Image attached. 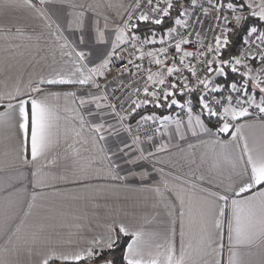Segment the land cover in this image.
<instances>
[{"label": "snow or ice", "instance_id": "snow-or-ice-1", "mask_svg": "<svg viewBox=\"0 0 264 264\" xmlns=\"http://www.w3.org/2000/svg\"><path fill=\"white\" fill-rule=\"evenodd\" d=\"M47 2L39 0L41 5ZM21 3L48 19L45 11L37 8L32 0H0V9L7 10ZM129 7L127 18L112 30L108 29L107 19L102 29L98 20L86 24L84 11L76 13L74 20L68 22L69 30L73 24L79 30L72 41L62 35L64 29L56 24L61 54L72 58L70 67L67 71L41 73L36 81H29L26 91L17 85L10 91L0 92V126L19 130L20 157L24 164L37 161L55 142L60 119L50 99L59 98L61 93L46 92L45 88L80 85L85 90L79 95L78 104L88 119L78 115L79 124L81 128L86 123L90 125L94 134L92 142L101 145L98 150L105 154L107 174L112 180L148 178L147 171L135 169L143 167L142 161L167 150V142L155 144L158 136L162 140L167 137L184 141L200 134H212L215 129L216 136L230 134L233 140L244 141L241 154L231 165L236 178L234 186L225 188L223 193H211L216 200L207 201L199 213L195 245L191 240L185 244L184 200L180 198L179 252L175 229L166 243L148 246L143 230L113 220L102 234L89 241L86 249L52 251L41 264H55L57 260L60 264L85 261L88 264H194L193 251L200 264H221L226 220L228 264H245L238 246L256 242L264 245V143L249 147L242 131L247 125L239 122L252 114L250 109L264 114V0H135ZM166 21L176 27L169 26L164 34L158 33L156 27ZM205 21H208L207 28ZM141 23L151 26L147 34L138 35ZM48 27L51 29L52 25ZM207 33H212L211 40ZM193 35L197 37L195 41ZM157 43L161 45L158 48L154 47ZM146 46L153 47L144 51ZM126 57L127 64L118 69L119 74L142 76L143 84L123 99L115 97L117 89H114L112 97L118 103H113L109 101L107 86L102 91L97 78L105 77L112 66L123 63ZM146 58L147 68L144 67ZM153 66L157 71H152ZM121 87L125 86L121 84ZM89 88H94L95 93L88 91ZM192 93H198L195 103ZM64 95L77 98L76 92ZM148 107L168 110L176 107L181 112L173 119L171 115L145 112ZM137 116L139 119H135ZM169 121L174 123V128L168 127ZM149 143L154 150H148ZM121 172L127 176L120 175ZM154 190L161 191L159 187ZM250 190L255 191L241 198V194ZM32 199L35 200V193ZM7 231L5 220L0 223V233L7 234ZM124 238L130 239L125 243Z\"/></svg>", "mask_w": 264, "mask_h": 264}, {"label": "crops", "instance_id": "crops-1", "mask_svg": "<svg viewBox=\"0 0 264 264\" xmlns=\"http://www.w3.org/2000/svg\"><path fill=\"white\" fill-rule=\"evenodd\" d=\"M32 2L45 11L48 19L22 3L0 9V92L10 91L17 85L26 91L29 81H36L41 73L67 71L72 58L61 54L56 24L64 29L62 35L72 41L79 30L74 24L69 30L68 22L74 20L76 13L84 11L86 24L98 20L103 29L107 19L108 29L112 30L127 18L129 6L135 0H48L44 5L39 0ZM104 78L99 77L97 81L101 90L107 86L110 94L112 83H103ZM84 90L80 85L45 88L46 92L61 93L59 98L50 99L60 119L55 142L33 163L24 164L20 157L19 130L0 126V223L6 220L8 229L7 234L0 233L3 264H41L52 251L86 249L89 241L102 234L113 220L143 230L148 246L166 243L175 229L179 252L180 198L184 200L185 244L191 240L195 245L199 213L207 201L216 200L211 193H223L225 188L234 186L236 178L231 165L241 154L244 141L233 140L230 134L216 136L215 129L212 134H200L184 141L156 137L155 144L167 142V150L142 161L143 167L135 169L147 171L148 178L112 180L107 174L105 154L98 150L101 145L92 142L94 134L90 125L86 123L81 128L79 124L78 115L88 119L78 104ZM87 90L95 93L94 88ZM71 92H76L77 98L64 95ZM262 115L252 112L239 121L247 125L242 131L249 147L264 143ZM168 127L175 125L169 121ZM146 147L154 150L151 143ZM28 158L31 160L30 153ZM120 175L127 176V173ZM157 187L161 190L159 193L154 190ZM255 190L241 194V198L252 195ZM223 243L221 264H228L227 220ZM237 251L242 253L245 264H264V245L259 242L240 245ZM192 258L194 264H200L194 251Z\"/></svg>", "mask_w": 264, "mask_h": 264}, {"label": "built area", "instance_id": "built-area-1", "mask_svg": "<svg viewBox=\"0 0 264 264\" xmlns=\"http://www.w3.org/2000/svg\"><path fill=\"white\" fill-rule=\"evenodd\" d=\"M202 19H203V17H202ZM207 24H208V21H205V28H207ZM173 27H176V26L173 25ZM140 34L141 33H138V35H140ZM211 37H212V33H207L208 40H211ZM156 39L159 40L160 36H157ZM165 39H167L166 35H165ZM192 39L195 41L197 39V37L195 35H193ZM160 46L161 45L159 43H157L154 47L158 48ZM137 47H139V45H137ZM151 47H153V46H146L144 48V51L150 50ZM188 50L191 51L194 49L189 48ZM137 55H139V53H137ZM136 63H140V61L137 60ZM193 63H194V61H193ZM126 64H127V57L123 63L117 62L114 66H112L111 71L106 73V76L103 79V83H108V82L112 83V90L109 94V101L110 102L118 103V101L113 99V97H112V92L114 89H117V91L115 92V97L123 99V98H126V96L128 95L129 92L134 91L137 87H139L143 84V77L142 76L130 75L127 72H125L122 76L119 74L118 69L122 66H125ZM169 66H170V63H169ZM144 67L145 68L149 67V65L147 63V58L145 59ZM152 71H157V68L155 66H153ZM132 72L133 73L136 72L135 66L132 67ZM185 74L187 75V73H185ZM193 83H194V81H193ZM121 84H123L125 87H121ZM128 85H131V87H128ZM132 98L136 99V96H133ZM141 98H143L142 88H141ZM127 107H128V105L125 104V108H127ZM180 112H181V110H180ZM137 119H139V117ZM133 127H135V125ZM147 127L148 126H145V128H147ZM152 127H154V125H152ZM144 130L145 129L142 128L140 130L141 133H143ZM142 139H143V136H142Z\"/></svg>", "mask_w": 264, "mask_h": 264}, {"label": "trees", "instance_id": "trees-1", "mask_svg": "<svg viewBox=\"0 0 264 264\" xmlns=\"http://www.w3.org/2000/svg\"><path fill=\"white\" fill-rule=\"evenodd\" d=\"M173 16H175V12H173ZM169 26H173V25H171L170 22L166 21L164 25L157 26L155 30L158 33H160V34H164V30L167 27H169ZM150 27H151L150 25H146V24L141 23V25H140V32L139 33H141V34H147ZM191 95H192V98H193V102L195 103L196 102V98L198 96V93H192ZM186 98L187 97H185V99ZM174 108H172L171 110H168L166 108L155 109V108H152V107H148L144 111L145 112L155 111L160 116V115H168L169 113H172L173 110H174ZM141 114H144V113L142 112ZM261 117L264 118V115H262ZM137 118H138V116L135 119H137ZM206 123H207V121H206ZM213 123H215V121H213ZM209 126L211 127V125H209ZM124 239H125V243H126L129 238H124ZM50 264H51V262H50ZM55 264H60V261H58V260L55 261ZM82 264H88V262L85 261V262H82Z\"/></svg>", "mask_w": 264, "mask_h": 264}, {"label": "rangeland", "instance_id": "rangeland-1", "mask_svg": "<svg viewBox=\"0 0 264 264\" xmlns=\"http://www.w3.org/2000/svg\"><path fill=\"white\" fill-rule=\"evenodd\" d=\"M251 112H255V113H258L257 110L255 109H250ZM177 113H180V109L179 108H174L173 112L172 113H169L168 115H173L176 117ZM259 114V113H258ZM158 115V114H157ZM159 116V115H158ZM132 122L134 123L133 126L135 125V120H132Z\"/></svg>", "mask_w": 264, "mask_h": 264}]
</instances>
